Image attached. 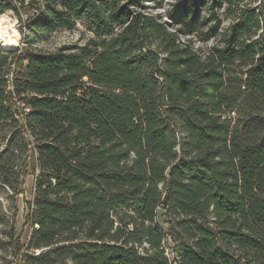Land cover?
Here are the masks:
<instances>
[{
  "label": "trees",
  "instance_id": "trees-1",
  "mask_svg": "<svg viewBox=\"0 0 264 264\" xmlns=\"http://www.w3.org/2000/svg\"><path fill=\"white\" fill-rule=\"evenodd\" d=\"M191 2L171 28L146 0H46L32 35L94 38L0 46V183L19 152L37 171L17 264H264V0Z\"/></svg>",
  "mask_w": 264,
  "mask_h": 264
},
{
  "label": "rangeland",
  "instance_id": "rangeland-1",
  "mask_svg": "<svg viewBox=\"0 0 264 264\" xmlns=\"http://www.w3.org/2000/svg\"><path fill=\"white\" fill-rule=\"evenodd\" d=\"M31 1H34V5L30 10L26 8L19 9V19L13 11L3 13L19 33L18 47L12 48L17 53L21 52V49L26 45H28L30 50L38 53H53L61 47L76 46L79 48L84 46L88 40L94 38V35L88 31L80 20L76 21L75 26L71 30L45 32L40 36L32 35L29 32L28 25L31 21L37 19L39 9L46 0ZM191 3V0H146L145 5L147 13L157 15L167 22L169 27L173 28L181 15V9L188 7ZM206 10L207 8H202L200 11L202 18L206 17ZM224 12L225 9H219L218 11L220 18L219 33H222L232 20L226 17ZM212 23L208 22L205 26H200V31H206ZM200 31L198 34L183 38L182 41L190 40L194 49L205 53L218 42L219 37L203 40ZM24 37H29V39L24 40ZM0 46L5 47V44L0 42ZM22 108V105L19 103L15 104V111L19 119L24 115ZM3 146L4 141L0 135V152ZM34 160L35 154L31 150L27 153L19 152L15 154L12 160V167L10 168L7 165L2 171L3 174L7 175L13 188H8L6 185L0 183V264H17L19 256L16 257V254L13 253L11 246L13 238H18L21 243H26L30 235V225L25 222V217L28 212V204H31L33 199L37 176V171H33L32 169ZM158 213L161 215V225L166 229L169 222V214L161 212V210ZM176 245L175 243H170L169 249L166 250V254L170 259L176 257Z\"/></svg>",
  "mask_w": 264,
  "mask_h": 264
},
{
  "label": "bare ground",
  "instance_id": "bare-ground-1",
  "mask_svg": "<svg viewBox=\"0 0 264 264\" xmlns=\"http://www.w3.org/2000/svg\"><path fill=\"white\" fill-rule=\"evenodd\" d=\"M18 40L19 33L14 25L4 15H0V42L4 43L6 48L12 49L18 47Z\"/></svg>",
  "mask_w": 264,
  "mask_h": 264
},
{
  "label": "built area",
  "instance_id": "built-area-1",
  "mask_svg": "<svg viewBox=\"0 0 264 264\" xmlns=\"http://www.w3.org/2000/svg\"><path fill=\"white\" fill-rule=\"evenodd\" d=\"M5 1L11 5V9H24L28 7L30 3V0H5Z\"/></svg>",
  "mask_w": 264,
  "mask_h": 264
}]
</instances>
